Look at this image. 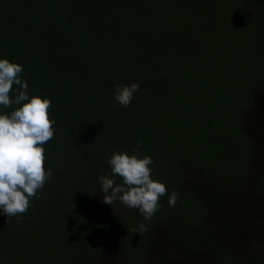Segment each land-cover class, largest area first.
<instances>
[{
    "label": "trees",
    "instance_id": "trees-1",
    "mask_svg": "<svg viewBox=\"0 0 264 264\" xmlns=\"http://www.w3.org/2000/svg\"><path fill=\"white\" fill-rule=\"evenodd\" d=\"M263 31L264 0H0V58L22 66L29 98H48L55 120L43 145L51 178L19 218L7 222L0 209V264H102L107 246L119 264H162L177 244V260L191 264H264L262 235L251 255L206 241L223 217L204 219L178 162L190 155L229 177L246 166L236 118L261 73ZM132 83L131 104L114 109L115 86ZM16 107L0 105V114ZM137 148L152 157L153 177L179 193L175 207L161 197L152 220L103 202L108 159ZM140 222L149 231L130 233ZM163 223L168 231L154 234Z\"/></svg>",
    "mask_w": 264,
    "mask_h": 264
},
{
    "label": "clouds",
    "instance_id": "clouds-1",
    "mask_svg": "<svg viewBox=\"0 0 264 264\" xmlns=\"http://www.w3.org/2000/svg\"><path fill=\"white\" fill-rule=\"evenodd\" d=\"M23 68L19 63L0 58V105L5 108L16 105L10 114H0V209L12 217L26 213L30 198H38V190L51 178V169L45 171L43 145L54 137V119L49 118L51 101L40 95L29 98L28 82L19 74ZM13 85L18 94L10 99ZM139 91L137 83L117 84L114 102L127 108ZM137 141V144H140ZM111 175H101L99 182L103 192V202L115 205L117 201L130 209H137L145 220H152L160 210L161 197L168 196L169 207H175L179 193H170L162 181L153 177L150 165L151 156H140V149H133L132 154L123 151L114 152L107 161ZM122 183H116L115 177ZM130 233H145L149 228L140 222Z\"/></svg>",
    "mask_w": 264,
    "mask_h": 264
},
{
    "label": "rangeland",
    "instance_id": "rangeland-1",
    "mask_svg": "<svg viewBox=\"0 0 264 264\" xmlns=\"http://www.w3.org/2000/svg\"><path fill=\"white\" fill-rule=\"evenodd\" d=\"M261 46L263 65L260 76L252 85L250 103L238 112L236 118L240 130L249 141L248 161L244 169L229 177L225 173L214 172L202 166L190 155H182L178 160L183 186L202 202L204 219L209 221L211 215L217 213L223 217L220 224L224 228L219 226V232L206 234V241L214 238V244L216 239L221 240L228 249H237L238 255H251L258 245L255 234L264 236V31ZM172 222L184 225L178 221ZM168 229V223L160 224L156 226L154 234ZM167 239L164 237V240L155 244L157 249L160 250ZM170 241L181 243V239L173 235L170 236ZM103 249L100 252L102 264H119V260H114L119 254L116 247L107 246ZM249 249L251 253L247 252ZM178 252L177 244L169 261L164 259L162 264H191L184 261L186 259L177 260ZM250 258L251 256L248 261ZM194 262L211 264L209 257L204 262L198 263L196 259Z\"/></svg>",
    "mask_w": 264,
    "mask_h": 264
}]
</instances>
